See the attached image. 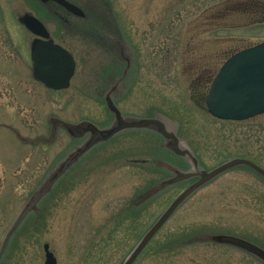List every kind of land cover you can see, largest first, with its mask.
Returning a JSON list of instances; mask_svg holds the SVG:
<instances>
[{
  "label": "rangeland",
  "instance_id": "obj_1",
  "mask_svg": "<svg viewBox=\"0 0 264 264\" xmlns=\"http://www.w3.org/2000/svg\"><path fill=\"white\" fill-rule=\"evenodd\" d=\"M68 1L86 18L0 0V264H44L45 244L56 264H122L194 182L177 178L191 166L171 134L200 169L234 158L264 169V114L220 121L204 104L222 63L264 41V14L236 6L245 0ZM24 14L72 54L69 88L30 77ZM106 97L126 123L157 119L165 133L155 122L121 126ZM225 235L264 250V178L247 166L197 189L133 264H264Z\"/></svg>",
  "mask_w": 264,
  "mask_h": 264
},
{
  "label": "water",
  "instance_id": "obj_2",
  "mask_svg": "<svg viewBox=\"0 0 264 264\" xmlns=\"http://www.w3.org/2000/svg\"><path fill=\"white\" fill-rule=\"evenodd\" d=\"M41 3L55 2L77 17H85L82 9L67 0H39ZM34 36L30 45L31 76L51 90H63L69 87L75 72L72 55L60 45L54 43L45 26L36 17L24 14L19 18ZM107 109L117 116L121 126H144L150 122L158 123L165 133V125L157 119H145L140 123H129L120 119V112L110 97L105 98ZM207 112L214 118L225 121H244L264 114V42L242 50L228 58L212 80L205 98ZM94 138H102L95 130ZM173 139L176 153L189 161L191 169L179 171L178 180H196L184 189L161 213L158 219L144 233L136 246L122 264H133L168 221L179 206L197 189L217 178L224 172L237 167L247 166L264 178V169L256 163L242 158L229 159L207 171L199 168V162L192 152L178 149V138ZM188 157V158H187ZM220 242L241 248L264 260V250L256 245L234 236H221ZM44 264H56V258L49 251V245L43 246Z\"/></svg>",
  "mask_w": 264,
  "mask_h": 264
},
{
  "label": "flooded vegetation",
  "instance_id": "obj_3",
  "mask_svg": "<svg viewBox=\"0 0 264 264\" xmlns=\"http://www.w3.org/2000/svg\"><path fill=\"white\" fill-rule=\"evenodd\" d=\"M227 1H229V0H226V1H223L222 3H221V5H223V4H225V2H227ZM41 5L42 6H45V7H47L48 5H54V6H56V7H59L60 9H62L64 12H66V13H68L69 15H72L70 12H68L67 10H65L62 6H60V5H58L57 3H55V2H48V3H41ZM236 6L237 7H239V6H243L244 7V9L246 10V11H248V13H251V14H255V13H262V14H264V0H255V1H247V0H245V1H243V2H237V4H236ZM233 10V8H224V11L222 12V11H220V13H217L216 15H215V17H212L211 18V20H209L210 21V23H208V25H212V26H217L218 24L216 23H214L213 22V18H217V19H222L224 16H225V14L226 13H228V12H230V11H232ZM240 10V9H239ZM238 9H236V11H239ZM208 11V9H206V10H203V14L205 13V12H207ZM244 13H247V12H244ZM73 16V15H72ZM60 20V19H59ZM64 22V21H63ZM23 26V25H22ZM23 28L25 29V31L29 34V36L31 35V41L33 40V38H34V36L23 26Z\"/></svg>",
  "mask_w": 264,
  "mask_h": 264
},
{
  "label": "bare ground",
  "instance_id": "obj_4",
  "mask_svg": "<svg viewBox=\"0 0 264 264\" xmlns=\"http://www.w3.org/2000/svg\"><path fill=\"white\" fill-rule=\"evenodd\" d=\"M165 125V124H164ZM173 135H175V134H171V136H173ZM173 138V137H172ZM174 139V138H173ZM178 149L179 150H181V151H183L184 152V154L185 153H187V152H189V149H188V147L186 146V144L185 143H178ZM188 158V157H187Z\"/></svg>",
  "mask_w": 264,
  "mask_h": 264
}]
</instances>
